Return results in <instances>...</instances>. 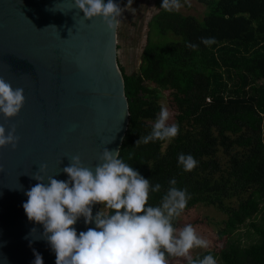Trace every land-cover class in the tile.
I'll list each match as a JSON object with an SVG mask.
<instances>
[{"label": "trees", "instance_id": "trees-1", "mask_svg": "<svg viewBox=\"0 0 264 264\" xmlns=\"http://www.w3.org/2000/svg\"><path fill=\"white\" fill-rule=\"evenodd\" d=\"M195 1L205 9L201 17L168 12L163 0H153L137 71L127 74L117 63L128 108L118 150L162 186L150 193V205H159L175 179L191 196L184 212L203 204L224 214L216 231L223 245L193 259L212 254L218 264H264V0ZM202 38L216 43L205 46ZM163 90L179 133L162 148L165 141L136 145L152 130ZM181 153L198 161L191 172L179 164ZM246 221L250 241L242 243L233 233Z\"/></svg>", "mask_w": 264, "mask_h": 264}, {"label": "water", "instance_id": "water-1", "mask_svg": "<svg viewBox=\"0 0 264 264\" xmlns=\"http://www.w3.org/2000/svg\"><path fill=\"white\" fill-rule=\"evenodd\" d=\"M83 15L74 0H0V77L25 96L17 117L0 114L6 133L15 126L19 137L15 149H0V264H33V249L44 264H55L43 226L23 209L37 183L32 176L67 181L62 169L73 156L94 169L104 148L118 150L124 135L128 108L116 29ZM74 227L79 235L95 224L81 217Z\"/></svg>", "mask_w": 264, "mask_h": 264}, {"label": "clouds", "instance_id": "clouds-1", "mask_svg": "<svg viewBox=\"0 0 264 264\" xmlns=\"http://www.w3.org/2000/svg\"><path fill=\"white\" fill-rule=\"evenodd\" d=\"M130 2V0H128ZM184 4L191 7L188 0ZM184 4L181 0H163L161 8L178 12ZM74 8L83 12L84 20L102 18L109 31L119 27L124 9L114 0H74ZM201 43L210 46L215 38H202ZM193 50L195 44H189ZM25 104L24 90L13 88L0 77V114L12 119L18 116ZM170 112L161 107L151 132L137 141L148 144L169 141L177 137L179 125L169 124ZM19 143L16 128L7 131L0 125V149ZM178 162L185 172L198 166L192 155L179 154ZM46 166L42 165L39 171ZM62 171L68 180L40 175L32 176L37 183L25 195L24 212L30 222L43 226L45 239L55 253V264H169L166 257L186 258L188 264H218L212 254L193 259V248H208L209 241L202 238L191 225L174 227L191 199L187 189L176 187L172 179L170 187L159 205L148 203L150 193H159L161 185L154 186L120 157L119 150L104 148L100 162L93 168L82 164L79 156H73L70 165ZM101 209L93 216L94 205ZM83 217L85 224H92L87 231L77 234L74 225ZM36 229L31 230V234ZM31 246V245H30ZM33 264H44L43 257L33 249Z\"/></svg>", "mask_w": 264, "mask_h": 264}, {"label": "rangeland", "instance_id": "rangeland-1", "mask_svg": "<svg viewBox=\"0 0 264 264\" xmlns=\"http://www.w3.org/2000/svg\"><path fill=\"white\" fill-rule=\"evenodd\" d=\"M184 4V0H181ZM191 7L187 4L179 10L182 14H192L197 17L203 16L204 7L195 0H188ZM124 12L120 18L121 23L116 28V62L120 65L123 71L127 74L137 71L141 59V51L146 40L147 21L155 12L153 0H125L121 5ZM201 21V18L198 19ZM151 85V84H149ZM160 110L161 107H167L170 112L169 124L174 123V111L170 104V95L167 90L160 91L157 100ZM159 110V112H160ZM159 114V113H158ZM158 117V116H157ZM156 117V119H157ZM155 119V120H156ZM152 121L153 123L155 122ZM188 128V126H184ZM162 143L161 148L167 143ZM218 157L222 163L225 162V156L219 152ZM101 205L98 204L97 212L100 211ZM224 219V214L209 205L197 204L194 207L186 210L177 219L176 228H183L185 225L191 224L199 236L209 241V247L206 249L218 250L224 243L225 237H218L216 231L221 227V221ZM247 222L241 225L234 233L239 235L242 243L250 241L249 232L247 231ZM248 233V235H247ZM205 248H193L190 251V256H193ZM182 257H170L169 264H182Z\"/></svg>", "mask_w": 264, "mask_h": 264}]
</instances>
